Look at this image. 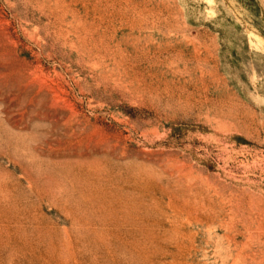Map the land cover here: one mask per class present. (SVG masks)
<instances>
[{
  "label": "rangeland",
  "instance_id": "374dc122",
  "mask_svg": "<svg viewBox=\"0 0 264 264\" xmlns=\"http://www.w3.org/2000/svg\"><path fill=\"white\" fill-rule=\"evenodd\" d=\"M0 264H264V0H0Z\"/></svg>",
  "mask_w": 264,
  "mask_h": 264
}]
</instances>
